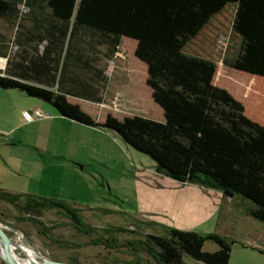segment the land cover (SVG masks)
<instances>
[{"label": "trees", "instance_id": "trees-1", "mask_svg": "<svg viewBox=\"0 0 264 264\" xmlns=\"http://www.w3.org/2000/svg\"><path fill=\"white\" fill-rule=\"evenodd\" d=\"M229 4L227 40L236 52L223 63L264 77V0H0V24L15 25L17 47L10 54L0 30V57L6 60L0 89L19 90L49 103L62 117L112 130L148 155L158 173L241 197L247 214L264 223V125L214 83L213 59L187 52ZM124 37L136 42L135 56L146 65V84L163 121L139 115L96 121L68 99L102 102L106 76L98 47L111 56ZM0 202L15 208L16 218L31 219L42 229L46 211H62L86 232L75 210L58 199L0 188ZM208 241L218 249L204 250ZM141 242L156 264H187L185 256L202 264H228L232 244L218 233L173 228L146 233Z\"/></svg>", "mask_w": 264, "mask_h": 264}, {"label": "rangeland", "instance_id": "rangeland-1", "mask_svg": "<svg viewBox=\"0 0 264 264\" xmlns=\"http://www.w3.org/2000/svg\"><path fill=\"white\" fill-rule=\"evenodd\" d=\"M228 6L217 17L224 27L209 53L216 62L214 83L240 101L251 120L264 125V77L223 63L236 52L233 42L227 40L232 4ZM0 30L7 36L12 54L17 50L15 25L1 23ZM194 42L188 52L207 57L198 47L200 40ZM98 50L97 61L106 76L99 93L102 102L72 96L69 101L96 121L102 122L108 115L121 121L133 115L163 121L162 108L146 84L145 64L134 55L133 39L124 37L117 55L107 57L104 47ZM3 60L0 68L5 65ZM19 92L0 90V188L58 199L75 210L86 228L82 232L62 211L49 210L41 217L46 227L42 229L31 219L16 218L15 208L0 202V226L11 240L31 250V258L40 260L41 254L78 264H156L141 241L146 233L165 234L173 228L218 233L232 240L228 264H264V248L243 239L257 230L264 236V224L228 211H246L245 199L226 204L221 190L196 189L158 173L148 155L112 130L65 119L49 103ZM203 249L215 251L218 246L208 241ZM12 250L26 257L19 248ZM184 261L202 264L187 256ZM0 264H6L1 257Z\"/></svg>", "mask_w": 264, "mask_h": 264}, {"label": "crops", "instance_id": "crops-1", "mask_svg": "<svg viewBox=\"0 0 264 264\" xmlns=\"http://www.w3.org/2000/svg\"><path fill=\"white\" fill-rule=\"evenodd\" d=\"M232 13H233V11H232ZM231 17H232V15H231ZM231 21V20H230ZM221 27H224V25H223V23L220 21V20H217V18L215 19V20H213V21H211V23L206 27V29L196 38V39H194L192 42H191V44L192 43H196V42H194L195 40H200V43L198 42L197 44H198V47H199V49L201 50V49H203V50H205V53H203L202 52V54L204 55V56H207L208 58H210V59H213L212 57H210L209 55V53H211L210 51H213V47H214V38H216L217 37V33H218V31L220 30V28ZM134 42H135V40H133ZM122 43V42H121ZM121 45V44H120ZM135 45H136V42H135ZM120 47V46H119ZM189 47V46H188ZM187 52H188V48H187ZM208 52V53H207ZM188 53H190V52H188ZM114 54H120V51L119 50H117ZM191 54V53H190ZM200 53H195V54H193V55H198V56H201V55H199ZM134 55H135V51H134ZM207 57H205V58H207ZM0 59L1 60H3V58L2 57H0ZM214 60V59H213ZM215 61V60H214ZM3 63H4V60H3V62L2 63H0V66H3ZM145 67H146V65H145ZM253 76H255V75H253ZM0 90H4V89H0ZM19 91V90H18ZM21 95H23L21 92H19ZM23 96H25V95H23ZM25 97H27V96H25ZM44 103V102H43ZM58 114V113H57ZM59 115V114H58ZM63 118H65V117H63ZM65 119H67V118H65ZM70 120V119H69ZM73 121V120H72ZM75 122V121H74ZM89 127H93V126H89ZM191 185H193L194 187H196V189H201V188H204L205 189V187H203V185H200V184H198V185H196V183H190ZM4 189V188H3ZM215 189V188H214ZM220 193H221V200H222V202L223 203H226V204H237L236 203V201H242L239 197H237V196H233L232 194H226L224 191H220ZM216 194H217V192H216ZM217 195H219V194H217ZM218 200L220 199L219 198V196H217L216 197ZM239 199V200H238ZM246 203V202H245ZM246 205H248L247 203H246ZM243 210H244V208H242ZM243 210H240L239 212L238 211H236V212H234V210H228V211H230V213H241L242 215L244 214V216L245 217H248V218H251L248 214H247V212L246 211H243ZM227 213V212H226ZM234 216H235V214H233ZM233 219H235L233 216H231ZM237 217V216H236ZM251 219H253V218H251ZM255 220V219H254ZM255 221H257V220H255ZM230 222H234V221H232V220H230ZM260 224H264L263 222H260V221H258ZM246 237L245 238H243L245 241L246 240H248L250 243H248V244H252V245H254L256 248H257V246L259 247V248H264V236H263V233H261V232H259L258 230L257 231H255V232H253L252 234H246L245 235ZM230 259V258H229ZM229 263V262H228Z\"/></svg>", "mask_w": 264, "mask_h": 264}, {"label": "bare ground", "instance_id": "bare-ground-1", "mask_svg": "<svg viewBox=\"0 0 264 264\" xmlns=\"http://www.w3.org/2000/svg\"><path fill=\"white\" fill-rule=\"evenodd\" d=\"M3 60L0 59V63H2ZM19 248L25 255V258H21L19 257L16 253H14V251L12 250L13 248ZM7 249L10 251L12 257L14 258V262H16L17 264H38L40 262V260H35L33 258L30 257V254L32 253L31 250L27 249L26 247H24L22 244H19L18 242H15L13 240H11V243L8 245L7 248H5V246L3 245V243L0 242V252L5 255ZM40 258H41V254H39Z\"/></svg>", "mask_w": 264, "mask_h": 264}, {"label": "water", "instance_id": "water-1", "mask_svg": "<svg viewBox=\"0 0 264 264\" xmlns=\"http://www.w3.org/2000/svg\"><path fill=\"white\" fill-rule=\"evenodd\" d=\"M88 126H90V125H88ZM227 194H231V193H227ZM0 242L3 243L5 248H7L8 245L11 243V238L4 232V230L2 229L1 226H0ZM0 257L3 259V261L6 264H17L16 262H14V258L12 257V255L8 249L5 253V255H3L0 252ZM38 264H78V263L52 260V259H49V258L41 255V260Z\"/></svg>", "mask_w": 264, "mask_h": 264}, {"label": "built area", "instance_id": "built-area-1", "mask_svg": "<svg viewBox=\"0 0 264 264\" xmlns=\"http://www.w3.org/2000/svg\"><path fill=\"white\" fill-rule=\"evenodd\" d=\"M37 114L39 115V114H40V112H39V111H37Z\"/></svg>", "mask_w": 264, "mask_h": 264}]
</instances>
